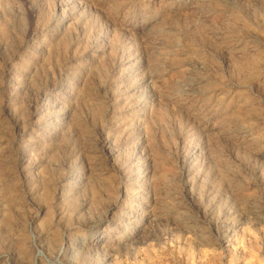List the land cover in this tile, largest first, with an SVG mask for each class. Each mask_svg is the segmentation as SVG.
<instances>
[{
    "label": "rangeland",
    "instance_id": "374dc122",
    "mask_svg": "<svg viewBox=\"0 0 264 264\" xmlns=\"http://www.w3.org/2000/svg\"><path fill=\"white\" fill-rule=\"evenodd\" d=\"M0 264H264V0H0Z\"/></svg>",
    "mask_w": 264,
    "mask_h": 264
}]
</instances>
